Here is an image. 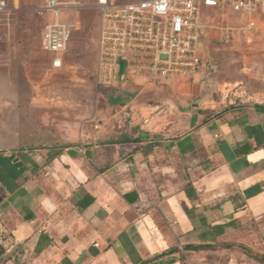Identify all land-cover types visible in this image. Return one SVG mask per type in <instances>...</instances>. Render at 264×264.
I'll return each mask as SVG.
<instances>
[{"label": "crops", "instance_id": "1", "mask_svg": "<svg viewBox=\"0 0 264 264\" xmlns=\"http://www.w3.org/2000/svg\"><path fill=\"white\" fill-rule=\"evenodd\" d=\"M11 77L0 68V264H264L263 103L191 101L179 134L31 147Z\"/></svg>", "mask_w": 264, "mask_h": 264}, {"label": "rangeland", "instance_id": "2", "mask_svg": "<svg viewBox=\"0 0 264 264\" xmlns=\"http://www.w3.org/2000/svg\"><path fill=\"white\" fill-rule=\"evenodd\" d=\"M42 7L43 0H18V7L0 14V68L17 86L20 119L31 147L74 143L88 147L125 130L179 134L185 130L191 101L222 111L264 98V12L257 20L262 29L252 35L221 42L211 32L204 41L209 65L192 78L148 82L137 76L103 86L95 77L99 18L94 0H84L83 7L69 15L79 24L63 69H50L49 54L41 49L47 19ZM230 21L240 20L232 16ZM124 66L121 61V78Z\"/></svg>", "mask_w": 264, "mask_h": 264}, {"label": "built area", "instance_id": "3", "mask_svg": "<svg viewBox=\"0 0 264 264\" xmlns=\"http://www.w3.org/2000/svg\"><path fill=\"white\" fill-rule=\"evenodd\" d=\"M94 3L99 18L95 77L103 86L137 76L148 82L170 77L192 78L209 65L204 58V41L211 38V32L221 42L252 35L262 29L257 20L264 12V0H94ZM83 5L84 0H43L47 19L40 43L41 49L49 54L48 67L52 70L67 66L68 48L79 24L77 20L71 21L69 15ZM16 7L18 0H0V14L10 13ZM232 16L240 21H230ZM121 61L125 63L123 78ZM255 101L264 104V98Z\"/></svg>", "mask_w": 264, "mask_h": 264}, {"label": "trees", "instance_id": "4", "mask_svg": "<svg viewBox=\"0 0 264 264\" xmlns=\"http://www.w3.org/2000/svg\"><path fill=\"white\" fill-rule=\"evenodd\" d=\"M256 105V104H254ZM124 141H129L128 137H118L116 139H111L110 142H124Z\"/></svg>", "mask_w": 264, "mask_h": 264}]
</instances>
